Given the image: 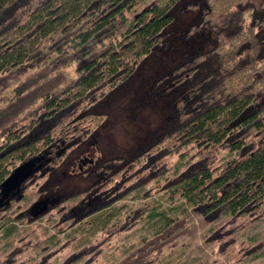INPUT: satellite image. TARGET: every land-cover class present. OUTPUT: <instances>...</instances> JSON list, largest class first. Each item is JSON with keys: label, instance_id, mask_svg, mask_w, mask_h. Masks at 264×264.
Listing matches in <instances>:
<instances>
[{"label": "trees", "instance_id": "1", "mask_svg": "<svg viewBox=\"0 0 264 264\" xmlns=\"http://www.w3.org/2000/svg\"><path fill=\"white\" fill-rule=\"evenodd\" d=\"M253 1L0 0V186L24 163L60 166L96 132L93 107L167 42L179 5L199 10L186 37L208 29L212 44L159 79L174 95L169 127L105 168L99 186L121 195L49 227L24 195L12 200L0 264H264V235H238L264 220V13Z\"/></svg>", "mask_w": 264, "mask_h": 264}, {"label": "rangeland", "instance_id": "2", "mask_svg": "<svg viewBox=\"0 0 264 264\" xmlns=\"http://www.w3.org/2000/svg\"><path fill=\"white\" fill-rule=\"evenodd\" d=\"M261 1H253L258 13H264ZM181 8L184 6L179 5L173 11L175 22L170 27L167 42L146 56L130 77L93 107L95 113L103 114L104 117L96 132L70 150L60 166L53 169L43 166L38 171L41 174L32 177V182L22 192L25 199L20 205L26 208L45 197L54 195L63 198L56 209L50 210L41 218L40 222L45 227L56 225L57 222L53 220H62L61 212L66 214L73 210L72 207L85 210L86 205H79V201L87 193L101 194L96 208L118 198L121 194L115 193L114 188L108 189L98 184L104 177L105 168L111 165L115 169L122 163L111 162L112 160L128 162L135 158L169 127L170 105L174 95L167 89L169 79H159L193 52L209 50L212 46L208 29L186 37L190 25L199 20V10L191 8L182 12ZM132 195L128 194L115 203L131 204V199H134ZM76 196V199H71ZM238 235L244 239L252 236L255 241L261 240L264 235V220L255 222L246 235ZM3 242L0 240V247H3Z\"/></svg>", "mask_w": 264, "mask_h": 264}, {"label": "water", "instance_id": "3", "mask_svg": "<svg viewBox=\"0 0 264 264\" xmlns=\"http://www.w3.org/2000/svg\"><path fill=\"white\" fill-rule=\"evenodd\" d=\"M45 165L41 159L24 163L15 168L10 176L0 186V209L8 206L12 199L22 197L23 185ZM49 202H36L32 209H39V214L46 212ZM38 212V211H37Z\"/></svg>", "mask_w": 264, "mask_h": 264}, {"label": "flooded vegetation", "instance_id": "4", "mask_svg": "<svg viewBox=\"0 0 264 264\" xmlns=\"http://www.w3.org/2000/svg\"><path fill=\"white\" fill-rule=\"evenodd\" d=\"M45 170V169H44ZM37 174H41V172H38L36 173L34 176H37ZM32 178L28 179L25 184L23 185V193L27 187V184L31 183ZM98 192V191H97ZM96 192H91L90 194L87 193V195H85L81 201H79V205H86L87 208H85L84 212L87 213V212H90L92 210H94L96 207V204L98 203L99 199L98 197L101 196V194H94ZM23 197V195H22ZM16 198L12 199V200H15ZM11 200V201H12ZM42 200H46L47 202H49L48 206H47V210L46 212L42 213V214H39V209H32V206L36 203V202H39V201H35L33 204H31L29 207H28V210L30 212V214L34 217H38V216H45L48 212H50V210H54L56 209L60 204L61 202L63 201V198L62 197H59V196H49V197H45L44 199H41L40 201ZM52 206V207H51ZM38 211V212H37Z\"/></svg>", "mask_w": 264, "mask_h": 264}, {"label": "bare ground", "instance_id": "5", "mask_svg": "<svg viewBox=\"0 0 264 264\" xmlns=\"http://www.w3.org/2000/svg\"><path fill=\"white\" fill-rule=\"evenodd\" d=\"M50 178H51V177H50ZM47 182H48V181H47ZM47 182H46V183H47ZM46 185H47V184H46ZM44 186H45V185H44ZM51 207H52V206H51Z\"/></svg>", "mask_w": 264, "mask_h": 264}]
</instances>
